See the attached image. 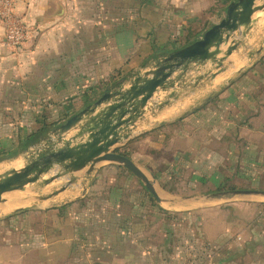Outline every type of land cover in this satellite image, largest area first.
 I'll use <instances>...</instances> for the list:
<instances>
[{
	"label": "crops",
	"instance_id": "crops-1",
	"mask_svg": "<svg viewBox=\"0 0 264 264\" xmlns=\"http://www.w3.org/2000/svg\"><path fill=\"white\" fill-rule=\"evenodd\" d=\"M233 1L15 0L29 38L12 48L0 21V163L36 159L55 137L51 131L20 151L32 131L53 123L59 127L116 84L130 85L131 78L153 69L168 53L187 47L189 33L199 40ZM258 27L241 40L230 63L204 68L198 76L208 77L202 81L189 77L167 92H179V100L155 113L168 96L153 99L150 114L116 145L143 166L169 206L179 199L195 207L210 201L200 197L228 187L264 191V46L249 67L234 59L240 52L243 59L246 40ZM234 39H241L240 33ZM188 113L178 128L160 129ZM144 187L121 166L99 165L84 178V193L76 201L0 218V264H115L138 247L147 252L145 226L169 213ZM223 202L216 205L228 206L217 212L221 225L238 212L248 218L260 214L236 203L244 200ZM229 206H236L231 213ZM212 208H204V215ZM204 219L203 228L217 230L208 216ZM211 230L205 231L208 238ZM221 232L213 243L232 238Z\"/></svg>",
	"mask_w": 264,
	"mask_h": 264
},
{
	"label": "water",
	"instance_id": "water-1",
	"mask_svg": "<svg viewBox=\"0 0 264 264\" xmlns=\"http://www.w3.org/2000/svg\"><path fill=\"white\" fill-rule=\"evenodd\" d=\"M263 18L264 0H234L228 5L224 17L199 40L168 53L153 69L141 71L131 78L130 85L122 81L101 97L92 100L85 109L52 131L55 142L51 144L54 145L45 152L41 151L35 162L24 168L0 173V204L11 202L17 195L34 190L30 186L42 179L45 187L62 179L68 181V184L49 196H38L34 190L35 196L30 199V203L9 215L34 208L67 191L80 189L81 180L104 163L127 169L143 183L158 203H167L160 197L156 182L132 159L117 153L119 149L116 145L127 140L135 124L150 114L151 110L147 106L153 99H162L169 90L180 88L182 80L198 76L204 68L218 70L223 64L231 62L241 40L248 37L262 23ZM237 33L241 35L239 40L234 39ZM261 51L262 48L259 53ZM254 56L255 53H251L249 59L252 60ZM191 69L198 71L192 72ZM177 73V77L171 79ZM204 77L208 75L198 76V82ZM180 95L179 92L170 93L166 101L156 104L154 112L158 113L168 107L171 101L179 100ZM51 172L55 174L49 180H44ZM251 198L264 199V191H221L197 200L236 201ZM77 199L72 198L65 204Z\"/></svg>",
	"mask_w": 264,
	"mask_h": 264
},
{
	"label": "rangeland",
	"instance_id": "rangeland-1",
	"mask_svg": "<svg viewBox=\"0 0 264 264\" xmlns=\"http://www.w3.org/2000/svg\"><path fill=\"white\" fill-rule=\"evenodd\" d=\"M261 24L258 25L259 27L257 26L255 34L246 40V46L242 50L244 57L240 63L244 64V67H249L254 60L253 58L250 61L249 54L257 52L261 49V46H264V22ZM239 57H241V52L234 59L237 61ZM35 161L34 158H22L12 163L9 161L2 162L0 163V173L24 168ZM140 166L144 169L142 165ZM52 176L48 174L44 177V180H49ZM82 181L78 183L81 185ZM66 184H68V181L62 179L45 187L42 179L39 183L30 186V189L36 190L38 196H49ZM112 185H116L115 182H112ZM83 193L82 188L77 191H67L57 198L46 201V205H39V207L51 209L65 204L72 198H80ZM98 194L96 190L92 191L94 198ZM166 201L167 203H164V205L170 217L166 215L162 216L163 219L157 217L153 220L150 228L145 226L143 230L146 234L143 236L142 244L147 242L148 251H141L138 247L129 259L118 258L112 262L115 264H264V209L258 212L259 208L264 206V199L252 198L246 200L247 202L245 200L241 203L236 202L241 207H247L251 214L254 212L260 214L248 218V215H241L238 212L233 217L226 219V223L222 225L220 220L223 219V216L220 217L217 212L221 207L228 209V206L224 204L221 206L216 205L226 203L223 201L227 200L222 202L207 201L197 204L195 207L184 206V200L178 199L176 200L178 204L172 206L168 205L169 200ZM207 207L215 208H212L214 211L207 212L204 215V208ZM234 207L236 206H229L230 213L234 211ZM171 213L177 214L173 215ZM207 216L212 221L213 228L216 227L217 230L203 228L204 218ZM172 218L174 219L170 224L169 220ZM209 230H211V238H208L205 234V231ZM220 232L221 234L229 233L232 238L222 241L220 244L213 243L212 241L220 235ZM135 233L140 234L138 229ZM171 240L172 242H170ZM140 243L141 241H139ZM249 248H252V250H247Z\"/></svg>",
	"mask_w": 264,
	"mask_h": 264
},
{
	"label": "built area",
	"instance_id": "built-area-1",
	"mask_svg": "<svg viewBox=\"0 0 264 264\" xmlns=\"http://www.w3.org/2000/svg\"><path fill=\"white\" fill-rule=\"evenodd\" d=\"M0 21L5 42L14 49L21 48L29 38L26 21L16 12L15 0H0Z\"/></svg>",
	"mask_w": 264,
	"mask_h": 264
},
{
	"label": "trees",
	"instance_id": "trees-1",
	"mask_svg": "<svg viewBox=\"0 0 264 264\" xmlns=\"http://www.w3.org/2000/svg\"><path fill=\"white\" fill-rule=\"evenodd\" d=\"M195 38V35L193 33H189L187 36H186V45H191L193 44L194 42H196V40L194 39ZM205 106H202L200 108H196L194 109L191 113L195 114L197 113L200 109H203ZM191 113H188L186 115H184L182 118L172 122V123H168V124H162V126L160 127V129H164V128H167V127H172V128H175V127H179V125L183 124L184 120L189 116L191 115ZM56 128V125L53 123V124H47V125H42L41 127H38L37 129H35L34 131H32L25 142H23L21 144V147H20V151H24V150H28L30 147L34 146L36 143H38L40 140L44 139L51 131H53L54 129ZM117 153L119 154H122L123 156H126L128 158L131 159V157L129 156L128 153L126 152H123L122 150H118ZM126 171V170H124ZM144 189L146 190L150 200L152 202H156L155 201V198L153 197V195H151L148 190L144 187ZM238 188L236 187H228V188H225V189H220L219 191H232V190H237ZM239 190H242V189H239ZM246 190V189H244ZM247 250H252V248H249Z\"/></svg>",
	"mask_w": 264,
	"mask_h": 264
},
{
	"label": "bare ground",
	"instance_id": "bare-ground-1",
	"mask_svg": "<svg viewBox=\"0 0 264 264\" xmlns=\"http://www.w3.org/2000/svg\"><path fill=\"white\" fill-rule=\"evenodd\" d=\"M237 61H238L239 66L243 65L242 63H240L241 60H239V58ZM54 174L55 172L50 173V175H54ZM77 190H79V188ZM34 193H35L34 190H30L26 194L17 195L15 199L11 202L0 204V218L7 216L9 214H12L18 211L19 209H21L22 207L28 205L30 203V199H32L35 196ZM46 204H47L46 202H41L40 204H38V206L46 205Z\"/></svg>",
	"mask_w": 264,
	"mask_h": 264
}]
</instances>
